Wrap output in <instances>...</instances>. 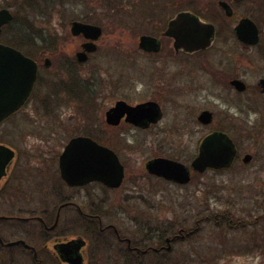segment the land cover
I'll return each mask as SVG.
<instances>
[{"label":"rangeland","instance_id":"obj_1","mask_svg":"<svg viewBox=\"0 0 264 264\" xmlns=\"http://www.w3.org/2000/svg\"><path fill=\"white\" fill-rule=\"evenodd\" d=\"M144 1L136 0L134 10L128 7L125 0L118 4L116 7L120 12L116 13L112 24H164L176 11L170 6L173 0H146L143 11L146 12L144 16H148V22H145L146 20L140 18L142 13L137 12L144 6ZM192 1L196 13L204 21L224 19L223 13L215 7L209 8L206 0H178L182 5L181 10H190L193 7ZM69 3L72 5L63 2L55 7L53 14H50L51 17L46 21L40 22L42 20L38 19L37 24H30L32 28L40 30L38 32L41 33V38L32 40L27 37L21 40L29 45L27 50L33 52L35 58L41 61L40 76L34 94L27 104L6 122L0 136H15L13 145L20 151V167L25 174L27 170L36 171L35 168L41 160L51 165L52 156L61 151L67 135L93 131L101 111L105 112L118 99L129 103L145 100L148 94L144 85L148 81V74L150 71L154 74L162 64L159 62L163 60L162 55L143 53L137 47L138 40L124 38L127 32L122 30L113 33L109 31V34L99 41V50L89 62L82 65L73 64L71 60L74 51L80 49L82 39L73 38L69 26L63 24H70L82 15H91L93 20L99 23L111 22L108 12H90L79 0H71ZM240 15L250 16L262 22L264 3L259 5L247 2L241 8ZM24 28L26 25H23V30ZM43 29L47 30L46 34L41 32ZM166 47H172L171 42ZM43 53L48 56L56 55L58 62L51 68H45ZM189 59L187 55L181 56L179 65L191 69ZM170 64H175V61ZM186 79L184 74L183 80ZM199 92L202 93V98H195L192 96L194 94L189 92L175 104H165L164 107L169 112L159 127L175 124L178 120H195V112L192 109L195 110L196 105L200 106L199 108L223 110L212 98H207L210 100V104H207L204 98L205 90ZM187 108L189 110H186ZM216 120V126L230 122L224 121L220 112ZM193 122L192 127L198 129V132L192 136H153L135 130L129 131L130 128L124 125L125 127L118 128L120 132L117 134L113 131V135L109 132L104 133L103 137L109 144L126 152V157L130 156L128 162L131 175L135 168L142 167L141 164L145 163L151 153H160L173 144L179 146L180 150H185L188 155L195 154L196 143L210 129L206 130ZM263 128L264 126H261L256 133L263 132ZM252 138L251 134L245 132L237 139L243 150H252ZM53 167L56 169V165ZM235 171L236 174H224V177L207 176L206 180H194L185 188L159 180H125L118 190L111 191L103 187L100 195L95 193V186H92L89 194L81 195L88 196L89 199L91 197L90 201L102 199V210L108 216L106 222L115 219L122 234L134 239L145 234L146 238L149 237L146 244L150 246L160 245L162 237L177 234L180 228L191 231L198 227V231L195 230L191 237L174 243L171 251L167 250L161 255L151 254L144 263L133 258V262L120 260L118 264H264V248L257 249L260 245L264 246V239L260 238V234L264 235V178L259 180L256 177L255 163L245 168L237 166ZM32 181L35 184L31 183L33 187L30 188H33L34 193L38 180ZM209 191L214 195L211 193V196ZM208 192L211 198L208 197ZM26 201L32 203L25 205L28 208L37 204H33L29 199L24 202ZM229 212L231 216L227 215ZM223 216H226L224 221ZM197 221L200 222L199 226ZM10 227L13 226L0 224V231L8 240L14 239L10 237ZM12 229L18 232L15 228ZM75 229L76 227L72 226L70 234L83 235V232ZM96 246H99L98 242L93 243L91 252L98 254ZM2 255L4 253L0 252V256ZM17 256L23 257L20 254ZM101 256L106 255L99 251V260L94 257L91 264H117L102 262ZM27 262L23 261L22 264H28Z\"/></svg>","mask_w":264,"mask_h":264},{"label":"flooded vegetation","instance_id":"obj_2","mask_svg":"<svg viewBox=\"0 0 264 264\" xmlns=\"http://www.w3.org/2000/svg\"><path fill=\"white\" fill-rule=\"evenodd\" d=\"M123 1L79 0V3L90 12H108L109 22L111 23H99L94 21L91 15H82L72 20L70 24H63L69 26L70 35L73 38L82 39L80 49L74 51V57L71 61L75 65L89 62L99 50V41L106 34L108 35L109 31H112V33L118 30L126 31L127 34L123 37L130 40H138L137 47L140 51L147 55L157 56L159 54L163 58V60H159L162 64L159 65L158 71L154 74H151L152 72L150 71L148 74V81L144 85L148 97L145 100L134 103L118 99L105 112L101 111L100 118L95 121L93 131L88 130L85 133L67 135L68 137H65L61 151L51 158V162L53 166L56 165V169L52 164L48 165L41 160L35 168L36 171L27 170L25 174L20 167V151L14 146L13 138L15 136L13 137L9 134L6 137L0 136V146H4L13 152L12 157L5 165L4 173L0 176V218H2L0 219V224L12 225L13 227L9 228L10 237H14V239L8 240L0 231V252L4 253V255L0 256V264H22L23 261H28V264H70L68 260L78 256L83 258L82 264H91L94 257L99 260V251L106 255L104 257L101 256L102 262L105 263L114 262L118 264L120 260L133 262V258H137L144 263L151 254L161 255L167 250L171 251L174 243L183 241L191 237L195 230L198 231V227L191 231L180 228L177 234H169L162 237L160 245H147L146 243L149 240L146 239H149V237L146 238L145 234L134 239L122 234L115 223V219L110 222L105 221L108 216L102 210V199L90 201L91 197L89 199L88 196L81 195L82 193L89 194L92 186H95V193L100 195L101 193L99 192L102 191L103 187L115 191L121 188L125 180H159L185 188L191 185L194 180H206L207 176L224 177V174H236L235 169L237 166L245 168L253 163L256 164V177L259 180L264 178V128L263 132L256 133L261 126H264V21L260 22L250 16L240 15L241 8L247 2L249 4L259 3V5H262L264 0H206V3H209V8L215 7L219 12L223 13L224 19L208 21L214 26L215 30L211 46L192 53L177 50L174 47L175 38L167 35L166 32L169 27L168 22L178 13L190 11L198 15L193 6L194 1L191 3L193 7L190 10H181L182 5L178 0H173V2L169 0L170 6L174 7L176 11L167 21H164V24H112L116 13L120 12L116 6L123 3ZM125 1L132 10H134L135 3L139 2H135L136 0ZM63 2L72 5L69 3L71 0H67V2L66 0H0V11L7 10L12 15V19L2 27L0 43L7 44L3 41L4 37L7 36L11 39L20 40L27 37L32 40L41 38V33L38 32L40 30L32 28L31 25L37 24L38 19L42 20L40 22L49 19L55 7ZM222 2L225 3L226 8L221 4ZM145 6L146 0L144 1V6H141L142 8L137 11L142 13V16L139 17L143 18L144 21L148 17L144 16L146 15V12L143 11ZM244 18L251 19L258 28V40L255 43L241 40L236 32L237 26ZM74 21L98 26L102 29L101 36L95 41L97 49L94 52L86 51L84 47V45L92 41L90 38H87L82 33L75 35L72 32V23ZM145 22H148V20ZM23 25H26L25 30H23ZM45 31L47 30H41L42 33L46 34ZM143 36H151L157 39L160 42L159 51H149L140 48V39ZM169 42H171L172 47L168 48L166 46L169 45ZM13 47L37 63L39 74L33 90L24 105L0 122V132L6 122L13 118L30 100L37 88L40 76L41 61L35 58L33 52ZM81 52L85 53L84 62H79L78 60V54ZM43 54H45L43 59L45 68H51L55 62H58L56 55L50 54L52 56H48L46 53ZM183 55L190 57L191 64H189V67L191 69L179 65L180 57ZM174 61L175 64H170V62ZM47 63L49 65H46ZM184 74L187 76L186 80H183ZM199 90H205L204 98L207 104H210V100L208 101L207 98H212L215 103L223 107V110L216 108L212 110L210 107L199 108L200 106L196 105L194 106L195 110L192 109L195 112H193L195 120L191 119L190 122L187 119H185V122H179L178 120L175 124L159 127L169 112V110L165 109V104H175L180 100L179 98L187 93L189 94V92L193 93L194 95L192 96L195 98H202V93L200 94ZM120 101H124L132 107L147 103L156 105L152 106V110L151 106L147 105L142 114L137 117L126 112L117 120L111 119L109 122L108 111ZM186 110H189V108ZM206 111L212 113V121L210 123L200 121V116ZM219 112L224 116V121H230L228 124L215 125ZM193 121L206 130L207 128L210 129L196 143L195 154L188 155L185 150H182V148L180 150L179 146L177 147V145L173 144L170 145L169 149L167 148L160 153H151L145 163L141 164L142 169L135 168L136 170L132 171L131 175H129L130 165L128 162L130 156L126 157L124 155L126 152L120 151L114 145L109 144L103 137L104 133L109 134L111 132L113 135V131L117 134L120 132L118 128L121 129V126L123 127L124 125L130 128L129 131L135 130V132H143L153 136H192V134L198 132V129L196 130L192 127L194 125ZM247 130L253 131V133ZM214 132L224 133L234 142L235 156L229 165L223 168L209 167L204 171L195 170L192 164L199 154L200 146L203 140ZM245 132L253 136L254 145L252 150L245 148L243 150L240 141L237 139L239 136L244 135ZM78 137H89L117 154L124 167V177L122 179L124 181L120 187L111 188L101 181H91L83 185H70L65 181L60 170V156L70 141ZM254 137L257 139H254ZM5 158L6 153L0 149V172H2L1 166ZM160 158L182 164L187 169L190 182L186 184L177 183L171 181L173 179L151 172L148 169V165L151 161ZM31 180H38L34 193L32 192L33 188L30 187H33L31 183L35 184V182H31ZM210 180L213 179L210 178ZM209 192L210 195L211 193L213 194L212 191ZM209 192L208 197L211 198L214 194L210 196ZM162 198L166 200L164 195H162ZM26 199L33 201V204H37L28 208L25 205L32 203L30 201L24 202ZM227 215L231 216V212ZM225 217H222L223 221L226 220ZM199 223L197 221V226H199ZM72 226L76 227L75 231L83 232V235L70 234ZM12 228H15L18 232ZM262 237L264 239V235L260 234V238ZM168 240L170 241L168 242ZM17 241L25 244L8 245ZM97 242L99 243V246H96L98 254L97 252H94V254L91 249L93 243ZM261 248H264V246L260 245L257 247L258 250ZM17 254L23 255V257L17 256Z\"/></svg>","mask_w":264,"mask_h":264},{"label":"water","instance_id":"obj_3","mask_svg":"<svg viewBox=\"0 0 264 264\" xmlns=\"http://www.w3.org/2000/svg\"><path fill=\"white\" fill-rule=\"evenodd\" d=\"M221 4L226 8L224 2ZM11 19L12 15L9 11H0V35L3 25ZM214 31V26L211 23L203 21L190 11H183L170 20L166 33L175 38L174 47L177 50L192 53L210 47ZM72 32L75 35L82 33L92 40L84 45L86 51L94 52L97 49L95 41L102 34L100 27L74 21ZM236 32L239 38L245 42L255 43L258 40V28L249 18L240 21ZM140 48L159 51L160 42L154 37L143 36L140 39ZM78 60L79 62L85 61L84 52L78 54ZM37 75L38 65L34 60L26 57L14 47L0 43V122L25 103L34 87ZM147 105H150L152 110L156 104L147 103L132 107L126 102L120 101L108 111V121L110 122L111 119L117 120L126 112L137 117L142 114ZM154 112L156 113L155 110ZM200 121L210 123L212 113L209 111L204 112L200 116ZM0 149L6 153V158L1 166V176L13 152L4 146H0ZM235 153L234 142L226 134L214 132L203 140L192 167L199 171H204L209 167L223 168L229 165ZM148 169L160 176L173 179L171 181L177 183L186 184L190 182L187 169L182 164L168 159H155L150 162ZM60 170L63 178L70 185H83L91 181H101L111 188H118L124 181L122 180L124 167L117 154L89 137H78L70 141L60 156ZM19 243L25 244L17 241L8 245ZM79 243L82 244L80 241ZM82 259L78 256L68 261H70V264H82Z\"/></svg>","mask_w":264,"mask_h":264},{"label":"trees","instance_id":"obj_4","mask_svg":"<svg viewBox=\"0 0 264 264\" xmlns=\"http://www.w3.org/2000/svg\"><path fill=\"white\" fill-rule=\"evenodd\" d=\"M110 19L112 18L110 17ZM3 41L9 45L15 46L20 49L29 48V45L26 44V42H22L20 39H11L7 36V37H4Z\"/></svg>","mask_w":264,"mask_h":264}]
</instances>
